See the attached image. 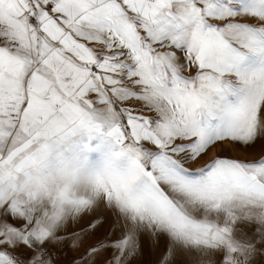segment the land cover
<instances>
[{"label": "snow or ice", "instance_id": "snow-or-ice-1", "mask_svg": "<svg viewBox=\"0 0 264 264\" xmlns=\"http://www.w3.org/2000/svg\"><path fill=\"white\" fill-rule=\"evenodd\" d=\"M0 264H264V0H0Z\"/></svg>", "mask_w": 264, "mask_h": 264}]
</instances>
